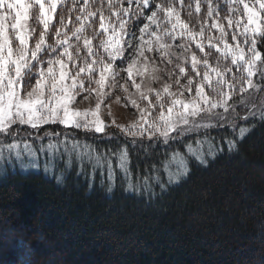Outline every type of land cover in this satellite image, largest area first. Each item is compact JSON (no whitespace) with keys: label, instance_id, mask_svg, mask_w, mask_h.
<instances>
[{"label":"snow or ice","instance_id":"obj_1","mask_svg":"<svg viewBox=\"0 0 264 264\" xmlns=\"http://www.w3.org/2000/svg\"><path fill=\"white\" fill-rule=\"evenodd\" d=\"M62 22L74 36L33 50ZM86 98L94 105L77 108ZM114 102L136 118L119 123ZM258 125L264 0H0V179L34 170L95 187L99 177L151 202ZM28 239L0 228L15 264L37 254Z\"/></svg>","mask_w":264,"mask_h":264},{"label":"trees","instance_id":"obj_2","mask_svg":"<svg viewBox=\"0 0 264 264\" xmlns=\"http://www.w3.org/2000/svg\"><path fill=\"white\" fill-rule=\"evenodd\" d=\"M66 27L35 37L54 51L75 35L74 23ZM5 226L36 238L42 264H264V125L237 151L193 165L187 180L151 202L119 187L109 192L98 177L89 187L74 174L57 184L15 172L0 179ZM15 261L11 247L0 245V264Z\"/></svg>","mask_w":264,"mask_h":264},{"label":"rangeland","instance_id":"obj_3","mask_svg":"<svg viewBox=\"0 0 264 264\" xmlns=\"http://www.w3.org/2000/svg\"><path fill=\"white\" fill-rule=\"evenodd\" d=\"M129 43H131V42H129ZM38 45L42 46L44 49L43 41L40 39L37 40L35 37V40L33 42V50H35ZM41 63H42V61H41ZM118 99H119V97L117 98V100ZM87 100H88V98H86L85 101H81L77 105V108L87 110L88 107H91L94 105V101L88 102ZM112 110L115 113V118L119 123L127 124L136 118L135 117V110L131 109L130 105L129 106H124L123 104L116 105V102H114L112 105ZM102 111H103V109H102ZM16 172H19L21 174H28V173L42 174L44 177L51 179L48 175H45L40 171H34V170L22 171V170L17 169ZM98 182H99V177H98Z\"/></svg>","mask_w":264,"mask_h":264},{"label":"clouds","instance_id":"obj_4","mask_svg":"<svg viewBox=\"0 0 264 264\" xmlns=\"http://www.w3.org/2000/svg\"><path fill=\"white\" fill-rule=\"evenodd\" d=\"M18 235H20V234H18ZM35 239L36 238L34 237V238H31V239L27 240V244H26V248L27 249H29V250L32 249V245H33V242H34ZM17 264H24L23 258H18L17 259ZM31 264H42L41 261H38L36 259V255L34 253V250H33V254L31 255Z\"/></svg>","mask_w":264,"mask_h":264}]
</instances>
